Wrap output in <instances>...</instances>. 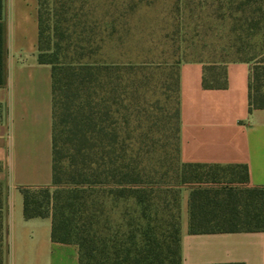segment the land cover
Masks as SVG:
<instances>
[{"label":"trees","instance_id":"obj_1","mask_svg":"<svg viewBox=\"0 0 264 264\" xmlns=\"http://www.w3.org/2000/svg\"><path fill=\"white\" fill-rule=\"evenodd\" d=\"M157 1L39 0V61L51 64L53 71V184L61 182L58 146L63 140L73 150L74 187L54 192L50 186L21 187L24 216H50L52 239L78 244L80 264H182L179 184L192 185V233L264 231V187L246 185V165L181 162L179 66L172 127L178 163L167 154L155 155L162 137L151 139V135L167 134L170 119L159 105L161 113L146 125V88L152 68L138 59L140 52L134 53L138 47L131 41L132 32L140 28L135 20L141 9ZM178 2L174 0V7ZM245 4L256 5L255 24L264 33V0L240 2ZM2 19L0 0V85L5 80ZM53 30L67 41L62 62L57 53H49ZM227 63L220 71L219 63H207L205 87L226 86ZM249 89V110L264 109V57L253 63ZM171 164L179 167L172 171ZM236 168L242 169V175L229 171ZM108 199L114 208L132 201L141 214L111 222L106 215ZM160 212H167L168 217L158 216ZM109 229L114 230L108 233ZM4 255L0 201V264Z\"/></svg>","mask_w":264,"mask_h":264},{"label":"crops","instance_id":"obj_2","mask_svg":"<svg viewBox=\"0 0 264 264\" xmlns=\"http://www.w3.org/2000/svg\"><path fill=\"white\" fill-rule=\"evenodd\" d=\"M2 21L4 264H80L78 244L52 239L50 216H24L21 187L53 184V71L39 61V0H3ZM206 66L201 60L179 64L180 160L246 165V185L264 187V109L249 110L253 62L229 61L224 87H205ZM189 199L190 193L183 199L182 264H264V231L192 233Z\"/></svg>","mask_w":264,"mask_h":264},{"label":"rangeland","instance_id":"obj_3","mask_svg":"<svg viewBox=\"0 0 264 264\" xmlns=\"http://www.w3.org/2000/svg\"><path fill=\"white\" fill-rule=\"evenodd\" d=\"M244 0H179L174 7V0H158L157 4L142 8L135 22L140 28L132 32V43L138 48L140 61L149 62L150 80L148 82L146 125L155 121V116L161 113L159 105H163L164 112L170 119L171 128L151 135V139L162 137L155 149V155H166L170 161L177 158V144L174 137L175 114L177 110L176 76L177 67L183 61L202 60L205 63H219L217 70H221L223 63L242 59H251L253 63L264 57V33L255 24L257 19L256 5H240ZM51 49L49 53H57L59 61L66 59L67 41L62 39L59 31L53 30ZM155 128V127H154ZM169 135V136H168ZM166 144L164 147L162 146ZM61 158L58 161L60 180L52 184L51 191L66 190L74 187L72 183L71 153L72 148L60 140ZM174 163V162H173ZM173 166L172 171L179 166ZM171 171V172H172ZM242 175V169H229ZM181 191V208L183 199L191 191V184H179ZM1 192V191H0ZM132 201H122L114 208L111 201H107L106 215L113 219L122 218L128 221L131 217H138L141 213ZM181 211V212H182ZM151 217L155 212L151 211ZM158 216L168 217L167 212H160ZM114 229L107 232L112 233Z\"/></svg>","mask_w":264,"mask_h":264}]
</instances>
